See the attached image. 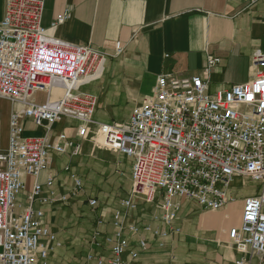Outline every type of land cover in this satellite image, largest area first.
<instances>
[{"label": "built area", "instance_id": "built-area-1", "mask_svg": "<svg viewBox=\"0 0 264 264\" xmlns=\"http://www.w3.org/2000/svg\"><path fill=\"white\" fill-rule=\"evenodd\" d=\"M259 0H244L251 7ZM41 0H5L0 20V102L18 105L10 119L8 147L0 152V264H49L61 247L58 236L45 224L44 208L66 204L69 195H56L54 178L38 181L48 167L51 152L81 154L79 141L60 133L56 140L25 136L24 123L47 130L62 121L80 123L78 136L87 137L97 99L80 87L101 77L105 56L88 46L76 45L49 34L43 25ZM69 17L65 13L52 23L55 28ZM118 42L115 55L123 53ZM220 59H211L209 68ZM252 79L246 83L210 92L207 77L161 75L151 95L137 106L128 120L102 125L105 147L119 152L132 164V194L115 211L114 232L102 231L97 221L92 237L96 248L108 247L87 256L96 264H128V254L136 261L139 250H148L144 235H153L163 249L170 232L146 226L140 230L127 223L123 210L135 211L137 198L148 205L160 204L155 217L170 226L177 219V199L196 202L200 208L219 212L233 201L235 179H248L259 194L243 204L241 222L228 232L229 241L240 252L264 255V53L251 58ZM62 90L58 100H50L54 90ZM39 94L47 99L41 101ZM74 184L75 196L83 189L81 179L65 168ZM31 182V184L29 183ZM49 192V193H46ZM96 209V198L87 200ZM179 233L180 229L173 230ZM241 259L237 264H248Z\"/></svg>", "mask_w": 264, "mask_h": 264}, {"label": "crops", "instance_id": "crops-1", "mask_svg": "<svg viewBox=\"0 0 264 264\" xmlns=\"http://www.w3.org/2000/svg\"><path fill=\"white\" fill-rule=\"evenodd\" d=\"M41 1L45 5L43 25L50 35L97 50L106 62L101 77L81 89L97 99L86 138L78 136L80 123L72 119H63L50 130L36 127L30 121L24 123L31 137H47L53 141L64 133L81 145V154L77 157L51 152L48 167L38 181L44 183L53 177L52 191L58 196L69 195L71 200L75 189L65 170L69 167L83 183L78 197L72 199L77 198L78 205L82 203L81 197L85 199L84 206L89 211L86 198H96L97 221L102 219V231L112 234L113 215L121 209V201L132 194L133 160L100 146L103 143L97 142L100 127L128 122L133 110L152 94L161 75H202L207 77L210 92L250 81L252 55L255 51L264 53V0L251 7L244 0ZM4 10L5 0H0V20ZM65 13L69 14L68 19L52 28V23ZM118 42L123 44L124 51L116 56ZM211 59H220V62L209 68ZM62 95V90H54L50 100H58ZM38 99L45 101L47 97L39 94ZM3 145L6 147L7 142ZM89 180L102 183L100 191L95 188L93 193ZM239 180L250 181L237 178L233 185ZM256 185L258 188L259 184ZM258 194L256 191L245 195L232 186L233 201L219 212L203 210L194 201L177 199V219L170 226L155 220L161 213L159 201L148 205L137 198L139 206L135 211L123 210L127 223L140 230L151 226L170 235L163 249L153 235H144L149 246L146 251L134 246L137 238L133 237L131 246L139 250L140 257L133 261L125 254L123 260L128 264H167L164 257L173 255L177 248L186 254V264H237L241 259L248 260V264H264V255L242 253L228 237L229 230L241 222L244 201ZM49 209L50 206L44 208L45 223L51 229L50 220L46 219ZM176 229L180 232L175 233ZM106 249L110 254V249Z\"/></svg>", "mask_w": 264, "mask_h": 264}, {"label": "rangeland", "instance_id": "rangeland-1", "mask_svg": "<svg viewBox=\"0 0 264 264\" xmlns=\"http://www.w3.org/2000/svg\"><path fill=\"white\" fill-rule=\"evenodd\" d=\"M85 84L81 85L80 90ZM81 92L84 93L83 91ZM211 92L216 93L217 91L215 89H212ZM11 104L13 105V103ZM6 109H8L9 112L6 111ZM6 109L2 107L0 108V152L5 151L8 147V140L10 135V119L11 114L13 113V111H15L13 110L10 112L11 109L8 107H6ZM100 130L101 129H99L97 142H103L102 136L100 135ZM29 135L30 134L25 133V136ZM5 141L7 142L6 147H4L3 145ZM99 145L105 147L103 144ZM99 184L100 183H97L96 181L89 182V186H91V189H93L94 191L93 193H95L96 191L95 188L100 191L102 183L101 185ZM232 186L240 191V193H243L245 195L253 194L258 191L257 185L252 181L244 183L242 180H239L236 181ZM72 197H78V194H76L75 196H71V200L69 197V200L66 204L57 203L50 206L49 214H47L46 219L50 220V223L52 225L51 230L58 236V239L62 243L61 247L57 249L50 257L49 264H96L95 262H87V256L95 252V250L100 251L101 253L103 251V255H110L106 247L99 249L96 248L95 245H92V237L95 229L97 228L96 215H98V208L91 209L87 205V208L89 210L87 211L84 206V202L86 201L85 199L83 200L81 197L82 203L80 202L81 204L78 205V199H72ZM88 198L86 199L88 200ZM165 257L164 260H166L167 264H186L187 262L186 254L181 253L177 248L174 249L173 255ZM167 257H169V260Z\"/></svg>", "mask_w": 264, "mask_h": 264}, {"label": "bare ground", "instance_id": "bare-ground-1", "mask_svg": "<svg viewBox=\"0 0 264 264\" xmlns=\"http://www.w3.org/2000/svg\"><path fill=\"white\" fill-rule=\"evenodd\" d=\"M5 108L6 109V107H8V108H10L11 110H10V112L11 111H13V110H16V109H18V105H16V104H11V102H9V101H6V100H2V102L0 103V108ZM6 111H8L9 112V110L8 109H6Z\"/></svg>", "mask_w": 264, "mask_h": 264}]
</instances>
